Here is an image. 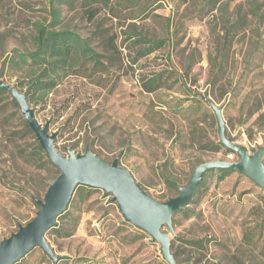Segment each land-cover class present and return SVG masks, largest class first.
<instances>
[{
  "label": "rangeland",
  "instance_id": "1",
  "mask_svg": "<svg viewBox=\"0 0 264 264\" xmlns=\"http://www.w3.org/2000/svg\"><path fill=\"white\" fill-rule=\"evenodd\" d=\"M53 6L60 14L56 28L88 39L102 62L68 75L45 106L31 105L42 124L50 121L62 153L71 146L84 153L89 145L109 161L119 156L151 195L166 200L162 172L184 187L200 163L239 160L237 152L216 149L219 123L204 97L222 108L228 137L250 150L264 144V0H55ZM50 8L49 0H0L6 82L17 85L27 76L3 60L33 50L36 23L51 20ZM150 84L156 89L149 91ZM14 99L0 94V238L35 216L30 194L35 188L45 194L57 170L36 161ZM203 182L185 207L189 216L173 223L177 262L264 264V234L255 228L252 241L244 236L261 219L254 207L264 189L236 170L221 179L214 169ZM77 197L70 208H77L79 221L67 223L73 233L47 234L64 259L37 246L21 263L169 264L161 245L124 218L113 194L98 188ZM201 238L208 239L205 245L190 242Z\"/></svg>",
  "mask_w": 264,
  "mask_h": 264
},
{
  "label": "water",
  "instance_id": "2",
  "mask_svg": "<svg viewBox=\"0 0 264 264\" xmlns=\"http://www.w3.org/2000/svg\"><path fill=\"white\" fill-rule=\"evenodd\" d=\"M0 86L16 99L37 140L59 170L44 196L33 197L37 204L35 216L26 223H20L18 229L9 236L0 238V264H15L37 246L42 247L51 258L58 260L59 256L50 245L47 234L66 210L77 186L81 184L113 194V201L117 202L124 218L161 245L162 254L169 264H187L178 263L171 249V234L175 233L173 217L194 195L209 171L236 170L264 189V144L250 150L233 137H228L222 108L209 97L204 99L215 111L220 141L237 152L239 160L217 159L200 163L195 167L189 183L180 188L179 194L160 200L143 188L132 172L120 163L119 156L109 161L92 152L89 145L84 153H76L72 146L67 148V154L62 153L55 143L57 132L50 131L49 120L44 124L39 121L26 92L3 80L1 73Z\"/></svg>",
  "mask_w": 264,
  "mask_h": 264
},
{
  "label": "trees",
  "instance_id": "3",
  "mask_svg": "<svg viewBox=\"0 0 264 264\" xmlns=\"http://www.w3.org/2000/svg\"><path fill=\"white\" fill-rule=\"evenodd\" d=\"M55 0H49L51 3L50 16L51 20L39 21L36 23V30L34 32L33 44L34 48L32 51L28 52H18L14 55H7L3 60V66L9 65L10 68L17 72L26 71L27 76H22L16 85L20 90L26 92L29 103L32 106L46 105L49 100V95L63 82L65 78L71 73L82 71L85 66L89 67V64L93 63L92 68L97 67L102 62L100 61L101 54L97 52L93 46L88 42V39L83 38L76 31L69 28H56L59 22L60 14L55 10L53 3ZM108 0H105V2ZM95 9L91 10V17H94ZM4 35L3 33L1 34ZM151 46L159 43V41L148 40ZM89 63V64H88ZM156 76H159L158 74ZM94 77V76H88ZM157 79V77H156ZM155 81V80H153ZM154 83V82H153ZM151 85V84H150ZM153 86V87H152ZM149 91L156 89V86L151 85L147 87ZM9 92L5 88L0 86V94ZM14 102L19 106L18 102L14 99ZM23 129L25 133L30 134L34 139V150L35 154L39 156L36 158L40 161V165L49 163L54 165L39 141L31 127L29 126L26 119H23ZM225 148L228 153L235 152L232 149L227 148L221 141L218 142L216 149ZM221 173V179L226 175L230 174L234 170L231 169H217ZM59 174V170H56V174L53 176L52 180ZM165 182L168 184V189L162 194L163 198H170L174 196V193H180L181 184L179 181L173 179L170 175L162 172ZM51 180V181H52ZM50 181V182H51ZM49 182V183H50ZM49 183L46 184L44 191L46 192ZM204 182L200 184L194 195L188 200V202L178 210L173 217V223L177 224V219L179 216L186 213V205H189L193 200L197 192L200 190ZM143 186V185H142ZM145 189V187H143ZM98 188L89 185H78L75 192L78 193V199L84 198V190H87L90 194L92 190ZM146 190V189H145ZM33 198L34 196L42 198L43 193L40 192L38 188L34 189V192L30 194ZM74 199L71 198L67 205L66 210L58 217V219L64 220L62 224L57 222L53 226L48 235L55 234L58 237H67L71 235L75 229V226H67L68 221H75L78 223L79 219L76 214L77 208L71 209ZM36 204V202H35ZM37 205V204H36ZM74 206V204L72 205ZM254 212L261 217L260 220L255 221V226H251L246 230L244 236H247L248 240L252 241L255 236L253 229L259 228L261 235L264 234V192L261 198V204L254 207ZM253 223V222H251ZM208 241L207 238L192 239L190 240L193 244L205 245ZM174 242H171V248H173ZM30 252V251H29ZM176 259L179 256V250H173ZM65 256H60L59 259H64ZM24 258V257H23ZM22 258V259H23ZM21 259V260H22ZM21 260L15 264H23ZM186 261L188 264H199V260L196 262L191 261L190 258L183 259L180 262Z\"/></svg>",
  "mask_w": 264,
  "mask_h": 264
}]
</instances>
